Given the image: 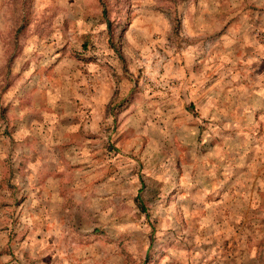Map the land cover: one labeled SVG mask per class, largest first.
<instances>
[{"label": "rangeland", "instance_id": "rangeland-1", "mask_svg": "<svg viewBox=\"0 0 264 264\" xmlns=\"http://www.w3.org/2000/svg\"><path fill=\"white\" fill-rule=\"evenodd\" d=\"M0 264H264V0H0Z\"/></svg>", "mask_w": 264, "mask_h": 264}]
</instances>
